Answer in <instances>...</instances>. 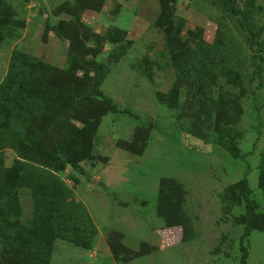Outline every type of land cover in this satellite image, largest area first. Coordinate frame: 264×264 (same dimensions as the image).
Segmentation results:
<instances>
[{
	"label": "rangeland",
	"instance_id": "rangeland-1",
	"mask_svg": "<svg viewBox=\"0 0 264 264\" xmlns=\"http://www.w3.org/2000/svg\"><path fill=\"white\" fill-rule=\"evenodd\" d=\"M256 11L248 21L212 0H0V82L26 71L22 106L0 123V181H15L20 208L0 217V264H243L242 246L245 264H264ZM54 177L68 186L63 215L83 219L92 243L56 238L33 257L9 221L28 224L31 179ZM171 228L179 238L163 241Z\"/></svg>",
	"mask_w": 264,
	"mask_h": 264
},
{
	"label": "trees",
	"instance_id": "trees-1",
	"mask_svg": "<svg viewBox=\"0 0 264 264\" xmlns=\"http://www.w3.org/2000/svg\"><path fill=\"white\" fill-rule=\"evenodd\" d=\"M212 2L219 5L226 13L230 15L239 14L245 20L249 18L247 11L255 9L257 10L256 12H260L264 10V6H256L254 0L248 1L246 9H239L235 5V0H212ZM25 73L26 71L19 66L15 68L10 67L0 82V123L11 118V113L7 112L8 106L18 103V99H23L20 97V93L23 88L22 77ZM96 94L104 97L101 91L96 90ZM77 99L75 98L74 101ZM106 101L114 111H118L114 103L109 99H106ZM17 105L22 106L21 103ZM122 111L129 115H134L127 109ZM135 118L137 119L138 116H135ZM91 138L86 141V149H89L91 146ZM42 156H49L54 159L58 158V155L52 152ZM66 161L78 172L84 173L78 164L69 159H66ZM16 186L15 181H0V217L5 221H7L8 215L18 216L20 212ZM29 186L31 187L33 201L31 221L28 224L9 221L10 225L12 224L9 236L18 248L33 257L48 256L56 238H64L76 245L90 247L93 236H90L84 220L78 217L63 215V200L66 197L68 186L55 177L37 180L31 179ZM241 250L243 251L241 261L245 264L246 249L242 246Z\"/></svg>",
	"mask_w": 264,
	"mask_h": 264
},
{
	"label": "built area",
	"instance_id": "built-area-1",
	"mask_svg": "<svg viewBox=\"0 0 264 264\" xmlns=\"http://www.w3.org/2000/svg\"><path fill=\"white\" fill-rule=\"evenodd\" d=\"M172 230H167V231H163V232H166V233H163V234H165V235H167V238L164 240L163 239V241H169V240H171V241H176L177 240V238H178V236L176 235V233H177V231L176 230H174L173 228H171ZM162 241V243H164Z\"/></svg>",
	"mask_w": 264,
	"mask_h": 264
},
{
	"label": "crops",
	"instance_id": "crops-1",
	"mask_svg": "<svg viewBox=\"0 0 264 264\" xmlns=\"http://www.w3.org/2000/svg\"><path fill=\"white\" fill-rule=\"evenodd\" d=\"M179 238V237H178Z\"/></svg>",
	"mask_w": 264,
	"mask_h": 264
}]
</instances>
